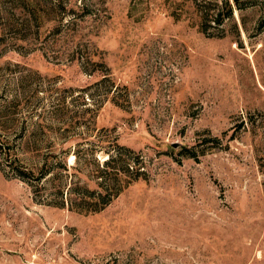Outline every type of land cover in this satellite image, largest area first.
I'll use <instances>...</instances> for the list:
<instances>
[{"label":"rangeland","instance_id":"374dc122","mask_svg":"<svg viewBox=\"0 0 264 264\" xmlns=\"http://www.w3.org/2000/svg\"><path fill=\"white\" fill-rule=\"evenodd\" d=\"M27 1L0 0V264H264V0L209 34L192 0H36L49 20L11 26ZM115 142L142 177L57 205Z\"/></svg>","mask_w":264,"mask_h":264},{"label":"trees","instance_id":"16d2710c","mask_svg":"<svg viewBox=\"0 0 264 264\" xmlns=\"http://www.w3.org/2000/svg\"><path fill=\"white\" fill-rule=\"evenodd\" d=\"M195 9L199 14L200 30L209 34L207 24L214 22L218 25L222 24L227 18L232 17L233 6L229 0H192ZM214 3L220 5L217 12L212 11L211 5ZM235 6L239 7L238 0H233ZM21 16L17 17L18 24H11V26L18 25L24 28L29 23V18H40L42 21L49 18L51 15L46 6L40 1L29 0L22 2L19 5ZM61 19V18H60ZM49 20V19H48ZM59 22V21H58ZM73 154L76 161L80 159L85 150L79 146H75ZM8 150V149H7ZM6 150V144L0 141V155L8 158L9 153ZM104 152L106 158L101 164V168L94 176V187L87 185L78 186L77 183H70L69 185L62 184L58 186L56 195L59 196V206L67 205L69 209L75 211L98 212L105 208L119 193L132 181L142 177V158L139 154L130 155L133 151L123 145L115 142L114 146L109 145L105 147ZM189 155V154H188ZM132 156V157H131ZM194 156V155H189ZM14 161H18L15 160ZM135 164L133 169L130 163ZM46 164V163H45ZM45 164L41 166L38 171L27 169L26 167H16V174L23 180L39 183L46 174L49 173V167ZM99 166V164L97 165ZM63 170L66 171V164L62 163ZM35 186V185H34Z\"/></svg>","mask_w":264,"mask_h":264},{"label":"water","instance_id":"95a60500","mask_svg":"<svg viewBox=\"0 0 264 264\" xmlns=\"http://www.w3.org/2000/svg\"><path fill=\"white\" fill-rule=\"evenodd\" d=\"M174 146H177V145H174Z\"/></svg>","mask_w":264,"mask_h":264}]
</instances>
